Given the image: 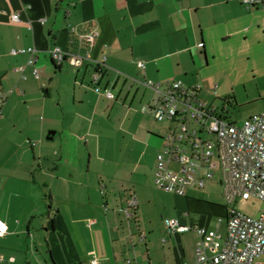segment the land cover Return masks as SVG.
I'll return each mask as SVG.
<instances>
[{
	"label": "crops",
	"instance_id": "crops-1",
	"mask_svg": "<svg viewBox=\"0 0 264 264\" xmlns=\"http://www.w3.org/2000/svg\"><path fill=\"white\" fill-rule=\"evenodd\" d=\"M13 13L20 21H12ZM71 28L97 30L90 60L56 67L47 51L53 46L74 50ZM27 47L38 50L34 66L27 64L28 53H11ZM103 56L94 84L96 62ZM19 66L22 73L15 71ZM145 79L198 84L202 99L212 92L222 100L220 111L232 102L264 96V5L248 8L240 0H0L5 98L0 218L8 225L0 238V264H91L93 257L96 264L193 262L197 233L171 232L167 220L172 218L181 225L215 226L225 236L226 207L197 198L196 190L203 188L196 186L184 195L155 187L171 196L173 213L154 219L158 204L144 174L137 172L140 158L131 164L129 148L118 150L107 142L110 133L121 132L123 143L128 132L131 140L144 144L139 157L159 140L163 147L164 135L153 134L154 124L145 117L153 118L144 110L154 99ZM108 89L114 99L103 94ZM52 91L59 114L35 126L32 108ZM134 105L144 116L133 127L128 118ZM113 112L125 113L120 131L109 126ZM105 113L109 117L103 121ZM42 158L48 162L42 164ZM110 159L118 166L112 172ZM131 195L138 198L134 218L124 212Z\"/></svg>",
	"mask_w": 264,
	"mask_h": 264
},
{
	"label": "built area",
	"instance_id": "built-area-1",
	"mask_svg": "<svg viewBox=\"0 0 264 264\" xmlns=\"http://www.w3.org/2000/svg\"><path fill=\"white\" fill-rule=\"evenodd\" d=\"M240 1L248 8L264 5V0ZM11 19L20 21L19 14H11ZM70 33L74 50L65 51L53 46L47 51L56 67L65 61L72 67H78L90 60L89 51L97 30L79 32L71 28ZM18 52L28 53L27 64L34 66L38 52L35 47L11 50L12 54ZM105 58L103 56L96 62V72L91 78L94 84ZM138 67L144 70L142 62ZM15 71L22 73L23 66ZM32 72L38 76L36 68ZM143 84L154 93L152 104L144 111L152 114L158 122L169 123L163 136V147L155 158L154 186L165 192L184 195L190 186L203 188L205 181L217 173L226 205L224 237L216 232L215 226L207 229L181 225L174 218L167 220L171 232L194 229L197 233L194 260L183 261L182 264H264L257 260L264 255V208L258 218H252L231 207L236 198L246 200L255 196L264 202V111L248 116L238 125L202 99L198 84L186 86L180 80L159 83L146 79ZM103 94L114 99L109 89ZM4 101L0 87V116ZM205 132L212 139L201 135ZM126 204V216L134 218L135 197L131 195ZM7 233L8 225L0 218V238ZM96 263L93 257L91 264ZM124 264L135 263L125 259Z\"/></svg>",
	"mask_w": 264,
	"mask_h": 264
},
{
	"label": "rangeland",
	"instance_id": "rangeland-1",
	"mask_svg": "<svg viewBox=\"0 0 264 264\" xmlns=\"http://www.w3.org/2000/svg\"><path fill=\"white\" fill-rule=\"evenodd\" d=\"M213 93L211 92V94L209 96H205L204 99L210 103L211 106H214L215 108H217L218 111H220L223 107V103L221 99L215 98L213 97ZM218 96V95H217ZM56 96L54 91L51 92V96L50 98L47 97L44 102H40L39 105H35L32 108V113H31V121L33 124H36L38 122H42V121H46L48 122L50 120V116L52 114H59V110L57 112H55V109L57 108V100H56ZM245 98L243 95L240 97V99ZM243 100V99H242ZM264 111V96L262 97H257L254 100H250V101H239L238 103H234L232 102V105H227L224 109V115H226V117L231 121L234 122L235 124H241L242 121L254 114V113H258ZM129 120L131 122H134V126H136L137 121L140 120V117L144 116L141 112V108L140 105H134L133 108L131 109V111L129 112ZM124 114L123 112H113L109 118L110 120V125L113 124V128H115V130H119L121 129V127H119V121L122 120V118H124ZM148 115V114H147ZM109 117V113H105L104 116L102 117L103 121ZM148 117L149 120L154 124V133L157 136H163L165 134V131L168 127L167 122H158L156 120H154L150 115L149 116H145ZM112 130V129H111ZM118 134H121L123 136V134L120 132ZM118 134H113L110 133L109 135V141L107 140V142L109 143V145H114L116 148H119L118 150H124V149H130L131 150V164L133 161H136L137 159L139 160L140 158V163H138V173H141L142 176L144 174L143 177H145L144 179V184L146 187H149L150 189L153 190V192H155L154 195V200L157 202V207L155 208V216L154 219H158V220H163V219H168L171 214L173 213V208H172V199L170 198V195L164 194V192H160L158 190H156L154 183H153V174H154V167H155V158L156 155L159 151H161L162 149V142L159 140V142L155 144H153L151 147H149L145 153L144 156L139 157L141 152L145 151L144 148V144L143 143H139L138 141H133L130 138L129 133L127 132L128 136L125 137V141H123V143H121V138L118 136ZM201 135L204 138L207 139H212V137L205 133H201ZM47 144L48 141L43 139V144ZM40 145V144H39ZM116 150V151H118ZM115 158V157H114ZM112 158V159H114ZM117 158V157H116ZM112 159H110V164L107 165L109 171H113L115 170L118 166L115 164L117 163V160L112 161ZM42 160V164L43 163H47L48 160H44V158L41 159ZM45 165V164H44ZM217 175V173H216ZM101 191V190H100ZM103 193V189L102 192ZM45 196H43L46 202H44V205H46L45 203L49 202V192L47 190L44 191ZM197 198L199 199H205L208 201H211L213 203L218 204L219 206L224 207L225 210V201L223 199L222 196V188L220 186V184H218L217 182V176H214V178H212V180H207L205 181V185L203 187V189L201 190H196L195 192ZM137 195V194H136ZM135 198H137L135 196ZM138 200V198L136 199ZM231 207L242 212L243 214L250 216L252 218H258L264 208V202L262 200H260L259 198L255 197V196H250L248 199L244 200L241 198H236L235 201L233 203H231ZM41 219V218H40ZM258 261L264 263V255H261L258 257L257 259Z\"/></svg>",
	"mask_w": 264,
	"mask_h": 264
},
{
	"label": "trees",
	"instance_id": "trees-1",
	"mask_svg": "<svg viewBox=\"0 0 264 264\" xmlns=\"http://www.w3.org/2000/svg\"><path fill=\"white\" fill-rule=\"evenodd\" d=\"M223 113L222 114H224L225 112L224 111H222ZM224 117L226 118V119H228L227 117H226V115H224ZM229 120V119H228ZM230 121V120H229ZM54 264V263H53Z\"/></svg>",
	"mask_w": 264,
	"mask_h": 264
}]
</instances>
